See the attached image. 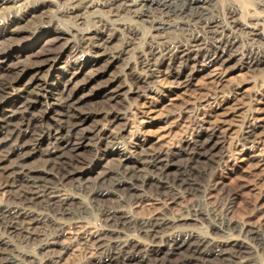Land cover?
Returning <instances> with one entry per match:
<instances>
[{"label":"bare ground","instance_id":"6f19581e","mask_svg":"<svg viewBox=\"0 0 264 264\" xmlns=\"http://www.w3.org/2000/svg\"><path fill=\"white\" fill-rule=\"evenodd\" d=\"M184 1L186 9L171 11L173 0H0V11L11 18L0 23V38L28 34L33 38L27 43L35 44L46 35H56L57 41L71 36L78 54L93 55L84 62V67L93 71L82 83L76 74L68 78L66 73L58 83L48 85L41 73L54 56L45 54L42 64L23 68V89L16 93L14 85L23 79L3 81L2 76L15 69L8 63L9 53H0V171L8 178L0 192L12 200L0 202V264H59L68 251L78 253L81 264H264V234L258 228L198 208L177 217L168 215L167 207L166 212L156 210L144 216L132 212L145 202L174 204L185 192L205 188L194 178L193 170L206 171L207 154L230 137L228 118L232 109L237 112L233 105L213 111L209 127L180 149L178 153L187 160L184 167H176L167 151L150 143L142 142L136 150L125 147L119 141L125 130L118 129L125 119L122 109L83 108L90 98L97 100L96 105L103 101L114 105L129 94L140 102L136 114L141 119L164 116L167 120L164 98L158 95L157 87L166 81L173 85L174 94L190 90L195 76L188 73V66L199 55L204 56L205 68L217 66L211 78L218 86L223 69L237 59L232 48L242 35L262 43L264 59V0L258 1L255 9L259 12L254 9V14L245 11L247 1H241L243 6H234L233 1L221 15L213 13L211 17H204L201 10L215 0ZM49 3L56 8L49 9ZM65 19L73 20L67 29L61 26ZM168 29L186 33L189 40L185 45H168L164 35ZM140 36L144 42L135 51L133 63L137 73L127 65L119 75L109 74L125 61ZM122 37L123 42L115 47L114 42ZM259 54H245V67L252 69L260 63ZM166 60L172 66L163 69ZM101 63L107 68L104 72L95 69ZM127 77L134 89L129 88ZM222 109L226 113L221 114ZM254 112L237 139L254 158L264 159V137L255 133L264 120L260 116L264 115V100ZM104 120L109 125L98 136L86 127L90 121ZM86 149L103 152L107 158L118 157L119 169H108L105 161L84 169L79 158ZM69 183H73L72 190ZM95 212L100 220L93 228L88 217ZM187 220L219 237L199 234L189 225L187 229ZM31 247L33 255L25 251ZM184 251L189 255L186 259L170 263Z\"/></svg>","mask_w":264,"mask_h":264},{"label":"rangeland","instance_id":"374dc122","mask_svg":"<svg viewBox=\"0 0 264 264\" xmlns=\"http://www.w3.org/2000/svg\"><path fill=\"white\" fill-rule=\"evenodd\" d=\"M56 1H58L59 3H64L65 0ZM215 1L212 4L205 5L201 10L204 17H211L213 13V15H221L228 4L233 6V1L235 4L234 6H240L239 4H241L243 1H247L248 5H246L245 11H249L251 14H254L253 10L255 9V7L258 8L257 4L259 0H227V2L230 1L229 3H227L226 0ZM186 5L187 3L184 0H173V5L170 10L174 11L175 9H186ZM243 5L241 4V6ZM48 8L53 10L56 7L55 5L49 3ZM256 9L255 12L257 11ZM191 12L195 13L194 11ZM257 12H259V10ZM10 19L11 18L8 13L0 11V23L7 22ZM72 21L73 20L68 21L67 19L63 20V22L61 23L62 28L67 29ZM142 25L144 27L147 26L145 24ZM181 33L182 32L175 29L166 30L164 35L166 37V40L168 41V45H185V43H187V41L189 40V35H187L186 33ZM242 36L237 41L236 45L232 48V53L237 56V59L235 61H232V64L223 69L222 73H224V76L223 79L219 81V86V83L217 84L216 81H212L213 79L211 78L212 75L215 74V69H217V66L205 68V59L202 55H199L196 60L194 62H191L190 66H188V73L193 72L195 76L190 90H182L177 94H174L172 91L174 90L172 89L173 85L168 84V82L166 81H162V84L164 83V86L157 87V90L160 98H164L163 115H167V120L164 119V116H157L149 121L147 119H141L140 116L137 115V107H139L137 103L140 102L134 95L129 94H126L129 98L127 97L126 100H120L118 103H114V105H110L107 101L100 102L99 105H96L95 103H97V100L93 98H90L88 102L84 104L83 108L86 110H92L97 106L100 108H113L118 112L122 109L121 111L123 113H121L122 116L125 117V119L121 122L120 126H118V129L125 131L122 132L119 141L123 143L125 147H134V150H136L137 146L142 142L150 143L156 149L167 151L166 153L169 154L172 163H174L176 167L186 166L187 160H185V156L178 152L191 139H194L198 132L203 131V129L209 127V117L212 115L213 111L221 109L225 106H229L231 108L232 105L237 109V112L235 109H232V117L228 118V125H230V128L232 129L230 134L232 132L233 133L227 136L230 137L225 139L222 146L217 147L215 150L207 154L206 157H209L207 160L209 166L206 171L202 172V170L197 168L193 170L194 178L202 186L205 187L201 190L203 194L201 193V191L185 192L182 198L177 200V202L174 204L164 203L160 205L155 204L154 202H145L143 204L144 206L141 205L142 207H134L132 209L134 215L144 216V214L148 215V213L151 214L156 210H162L164 212H166L167 210L166 213L168 215L177 217L180 215H187L188 211L191 208H198L204 213L210 211L211 214L213 213V215L215 216H220L222 219L228 218L234 223H241L243 225H246L247 227L258 228L262 232V234H264V159L257 157L254 158V156H252L253 154L250 153L251 150H244L242 147H240L238 140L240 137L239 135H241L243 130H245L246 124L249 123L252 115L255 113L254 111L256 109V106L259 105L260 101L264 100V59L261 58L263 57L261 56L263 52V45L259 40L256 41L257 39L254 41L257 43H254L250 37L248 38L247 35H244L243 37ZM246 36L248 41L246 39ZM2 38H5L7 40ZM2 38H0V53H9L8 63L15 69L10 71L9 73H6V75L4 74V76H2L3 81L14 82L19 77H22L23 79L21 82L14 85V92L16 93L23 89L22 83L25 80L24 78L26 77V75L22 73L23 68L30 67L32 65H39L41 61H43V55L45 54L54 56L53 61L46 65L41 73V77H43L44 82L48 85L58 83L57 79H60L61 75H66V73V77L68 78L72 77V73L76 74L75 76L78 77L77 81L82 83L84 79L89 77L93 71L92 67H84V65H86L84 62L92 58L93 55L89 53L78 54L76 50V43L74 39L71 38V36H65L64 40L57 41L56 35H46L38 40L35 44L27 43L29 41L27 39L33 38L32 35L28 34H17L14 37L8 36ZM123 40L124 38L122 37L120 40L115 41V47H118L123 42ZM135 41V45L129 48V56L126 57L125 61L119 62L118 68L110 69L108 71L109 74L119 75L121 73L120 71L124 70L127 65L131 66L132 68L134 67L133 72H135V51L140 49L144 40L143 37L140 36L138 40ZM241 41L244 42L241 43ZM247 53H254V55L260 53L258 57L261 58L262 61L256 64L252 69L245 67V65L243 64V58ZM132 59L135 61H133ZM134 62L135 64H133ZM170 63L171 61L166 60L163 69H166L169 65L172 66V64ZM95 69L104 72L107 68L105 67L104 63H101L96 66ZM136 73L137 72H135V74ZM22 74L24 76H22ZM29 78L30 77H28V79ZM61 79V82L65 81V78ZM127 84H129V88L131 87L132 89H134L135 86H133V84L131 83L130 77H127ZM216 85L217 87L214 88ZM218 91H221V93ZM57 98H60V96H58ZM236 99H239L241 101L239 102V100L237 101ZM54 102L56 104L59 103L58 101ZM193 102L195 104H193ZM185 103L186 105H184ZM55 107L57 108L58 106ZM229 107L227 113L231 112ZM233 110L235 111L233 112ZM220 113L223 114L226 112L222 109L220 110ZM194 116L197 117L195 118ZM260 116L264 117V115ZM146 122H151L152 124H145ZM260 124L261 126L255 131V133L264 137V120ZM108 125L109 122H107L106 120L97 123L90 121L86 124V127L89 131L93 132L94 136H98L100 134L99 131L104 130ZM233 135L235 137H233ZM231 139H233L234 141ZM138 152L140 154L142 152L141 149H138ZM235 152L236 154H234ZM261 154L263 155L264 152H262ZM221 156H223V158ZM112 158H114L115 160ZM116 160H118V162ZM79 161L81 162V167H83L84 169L90 168L92 165L100 163L102 161H105L106 167L112 171H115L120 167V159L118 157L107 158L105 153H98L92 149H86L82 151ZM218 161H220V163H218ZM7 179L8 178L3 173V171H0V188L4 187L6 183H8ZM95 182H93V184ZM72 185L73 183H69L67 187L72 190ZM69 188L68 190L71 191ZM2 195L4 197H2ZM0 202L7 203L12 202V200L8 195L0 192ZM98 216V213L95 212L92 216L88 217V220L92 223L90 224L93 228L97 227V225L99 224L98 220H100V217ZM187 226L188 228H191H189L190 230L195 229L196 231L198 229L197 231H199V234L209 233L213 237H219V234L217 235L216 232H212L207 227L200 226V224H195L193 223V221L187 220V225L185 227L187 228ZM25 251L31 255H33L34 253L32 247L28 248ZM188 256L189 255L187 252H181L178 256H174V259H171L170 263L176 262L177 259L178 261L184 260ZM78 260H81L78 253L68 251L61 256L59 264H81V261L79 262Z\"/></svg>","mask_w":264,"mask_h":264}]
</instances>
